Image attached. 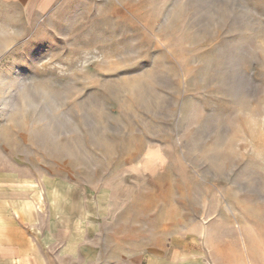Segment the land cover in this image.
Returning a JSON list of instances; mask_svg holds the SVG:
<instances>
[{
  "label": "rangeland",
  "instance_id": "1",
  "mask_svg": "<svg viewBox=\"0 0 264 264\" xmlns=\"http://www.w3.org/2000/svg\"><path fill=\"white\" fill-rule=\"evenodd\" d=\"M150 251L264 264V0L0 3V264Z\"/></svg>",
  "mask_w": 264,
  "mask_h": 264
},
{
  "label": "crops",
  "instance_id": "2",
  "mask_svg": "<svg viewBox=\"0 0 264 264\" xmlns=\"http://www.w3.org/2000/svg\"><path fill=\"white\" fill-rule=\"evenodd\" d=\"M0 3L15 4L26 9H33L38 12H44L51 6L52 0H0ZM137 257L141 259L140 264H178L177 262L173 263L175 259L171 254H156L150 251V253L145 256V259L144 256L142 258L140 255H137Z\"/></svg>",
  "mask_w": 264,
  "mask_h": 264
}]
</instances>
